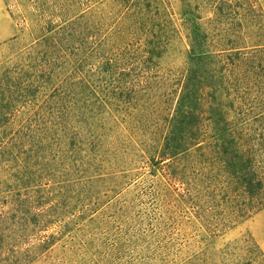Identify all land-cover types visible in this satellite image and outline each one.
Wrapping results in <instances>:
<instances>
[{"label":"trees","instance_id":"trees-1","mask_svg":"<svg viewBox=\"0 0 264 264\" xmlns=\"http://www.w3.org/2000/svg\"><path fill=\"white\" fill-rule=\"evenodd\" d=\"M49 2L31 53L0 69V244L113 224L100 195L177 193L212 215V238L264 209L261 8L189 0L191 35L168 0Z\"/></svg>","mask_w":264,"mask_h":264},{"label":"rangeland","instance_id":"rangeland-1","mask_svg":"<svg viewBox=\"0 0 264 264\" xmlns=\"http://www.w3.org/2000/svg\"><path fill=\"white\" fill-rule=\"evenodd\" d=\"M49 1L0 0V29L4 38L0 41V69L13 68L24 61L27 52L31 53L38 33L37 6ZM168 1L181 31L193 33L197 26L188 13L189 0ZM230 1L239 5L246 3V0ZM251 1L264 13V0ZM151 169L164 175L173 166L155 167L153 162L144 170ZM119 200L126 203L114 204ZM106 201L109 202L103 207V215H112L113 224L80 225L72 231L78 235L77 240L67 238L47 250L33 244H0V264H26V259L30 261L27 264H146L144 259L151 255L148 244L154 241L160 245L157 256L164 264H186L187 261L188 264H264V209L227 233L212 238L207 230L212 215L202 213L205 207L202 211L192 208L188 198L177 193L150 191L116 198L98 197L99 204ZM199 213L203 214L202 218ZM155 229L157 233H153ZM80 239L87 243L82 244L83 248L78 246ZM25 250H29L26 257L21 254Z\"/></svg>","mask_w":264,"mask_h":264},{"label":"crops","instance_id":"crops-1","mask_svg":"<svg viewBox=\"0 0 264 264\" xmlns=\"http://www.w3.org/2000/svg\"><path fill=\"white\" fill-rule=\"evenodd\" d=\"M1 35H3L2 29H0V41H2L4 39Z\"/></svg>","mask_w":264,"mask_h":264}]
</instances>
